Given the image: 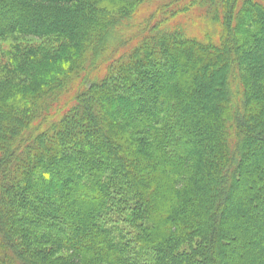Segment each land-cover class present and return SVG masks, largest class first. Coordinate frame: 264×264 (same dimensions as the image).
Returning <instances> with one entry per match:
<instances>
[{"label": "trees", "instance_id": "trees-1", "mask_svg": "<svg viewBox=\"0 0 264 264\" xmlns=\"http://www.w3.org/2000/svg\"><path fill=\"white\" fill-rule=\"evenodd\" d=\"M8 37L0 264H264V0H0Z\"/></svg>", "mask_w": 264, "mask_h": 264}, {"label": "rangeland", "instance_id": "rangeland-1", "mask_svg": "<svg viewBox=\"0 0 264 264\" xmlns=\"http://www.w3.org/2000/svg\"><path fill=\"white\" fill-rule=\"evenodd\" d=\"M158 1H160V3H162L163 0H158ZM154 4L155 3H147V4H143L140 7L138 6V8H139L138 13L134 17V20L129 22V26H135L137 24L139 26L144 25L147 18L149 16H151L153 14V12L155 11L156 5H154ZM176 24H179V25L182 24L184 29L186 30L187 34L194 36V37H197V38H203L205 35L206 29L207 28H209V30L211 29L209 27V25L207 24L206 17L203 18L202 12L199 11V9H195L193 11L191 10L190 13L181 15L178 18H176L170 22L171 26H175ZM135 29H137V28H134L133 30H135ZM124 33L126 36H130L133 34V32L131 30H127ZM28 41H34V43H40V41L37 39L29 40L28 38L22 39L19 37H15V39L8 37L4 40H0V63H2V60L7 61V59L9 58V55H10L9 50H10L11 46L16 45V44H25ZM237 75L239 76L238 73H237ZM234 81H235V78H234ZM235 83L236 82H234L233 84H235ZM236 90H237L236 87L233 88V91H236ZM245 120H246V122L248 121L250 123L249 119H245ZM258 153H259V151H258Z\"/></svg>", "mask_w": 264, "mask_h": 264}]
</instances>
